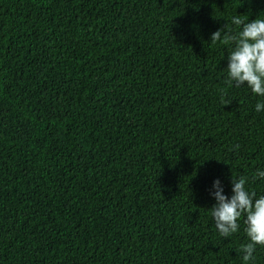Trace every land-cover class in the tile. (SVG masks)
<instances>
[{
  "label": "trees",
  "instance_id": "obj_1",
  "mask_svg": "<svg viewBox=\"0 0 264 264\" xmlns=\"http://www.w3.org/2000/svg\"><path fill=\"white\" fill-rule=\"evenodd\" d=\"M235 16L264 0H0V264H243L209 196L264 194Z\"/></svg>",
  "mask_w": 264,
  "mask_h": 264
},
{
  "label": "clouds",
  "instance_id": "obj_2",
  "mask_svg": "<svg viewBox=\"0 0 264 264\" xmlns=\"http://www.w3.org/2000/svg\"><path fill=\"white\" fill-rule=\"evenodd\" d=\"M231 22L240 28L238 33L233 35L230 30L225 33L221 28L211 34L210 40L216 42L223 38L234 43L226 58L229 82L237 88L247 87L264 98V17L245 22L235 16ZM255 111L264 112V99L257 101ZM253 179L264 181V169H257ZM230 183L228 194L219 176L212 181L209 196L214 203L210 215L218 233L225 238L240 231L243 217L246 243L240 246L239 252L243 264H254L257 247H264V194L251 190L247 177L231 179Z\"/></svg>",
  "mask_w": 264,
  "mask_h": 264
}]
</instances>
